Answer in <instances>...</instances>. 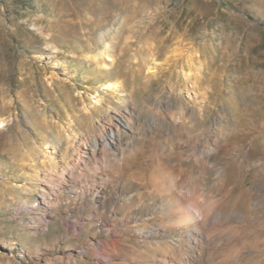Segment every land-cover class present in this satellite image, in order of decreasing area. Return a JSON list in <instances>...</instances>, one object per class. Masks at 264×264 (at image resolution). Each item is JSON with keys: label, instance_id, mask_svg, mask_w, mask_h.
<instances>
[{"label": "rangeland", "instance_id": "374dc122", "mask_svg": "<svg viewBox=\"0 0 264 264\" xmlns=\"http://www.w3.org/2000/svg\"><path fill=\"white\" fill-rule=\"evenodd\" d=\"M108 58L115 61L106 67ZM114 78L121 90L110 86ZM178 92L237 121L219 155L236 144L262 152L264 0H0V264H78L71 255L80 250L79 264H118L123 253L91 244L108 215L82 205L70 187L50 207L42 203L46 153L63 135L110 126L126 105L139 111L146 96ZM235 171L226 169L227 184ZM245 187H235L230 204L241 196L242 209L251 204ZM225 245L239 248L235 237Z\"/></svg>", "mask_w": 264, "mask_h": 264}, {"label": "bare ground", "instance_id": "6f19581e", "mask_svg": "<svg viewBox=\"0 0 264 264\" xmlns=\"http://www.w3.org/2000/svg\"><path fill=\"white\" fill-rule=\"evenodd\" d=\"M150 58L155 75L154 54ZM108 60L106 67L115 61ZM121 83L114 78L110 86L121 90ZM142 106L137 111L126 105V111L99 132L58 138L45 152L51 165L43 169L40 186L45 207L70 187L82 205L92 204L98 214L108 215L104 225H94L97 241L91 244L106 253H123L116 255L121 258L118 264H264V148L254 157L251 149L236 144L233 151L219 155L228 145L222 136L227 139L239 131L237 121L205 103L204 108L186 104L179 92L162 99L146 96ZM214 122L223 126L221 133ZM228 167L236 168L229 184ZM103 168L108 172L98 174ZM85 175L89 182L80 183ZM238 184L246 185L243 193L252 201L245 209L239 204L242 196L230 204ZM52 208L41 219L53 215ZM72 225L82 228L79 220ZM232 237L239 248L225 252ZM71 259L81 263L83 251Z\"/></svg>", "mask_w": 264, "mask_h": 264}]
</instances>
